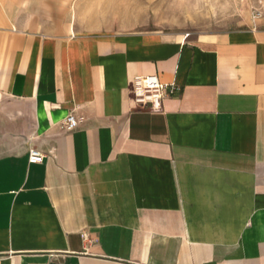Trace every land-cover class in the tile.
I'll return each mask as SVG.
<instances>
[{"label":"crops","instance_id":"0c3cea01","mask_svg":"<svg viewBox=\"0 0 264 264\" xmlns=\"http://www.w3.org/2000/svg\"><path fill=\"white\" fill-rule=\"evenodd\" d=\"M2 2L0 264H264V18L192 38ZM146 74L180 87L160 110Z\"/></svg>","mask_w":264,"mask_h":264},{"label":"rangeland","instance_id":"374dc122","mask_svg":"<svg viewBox=\"0 0 264 264\" xmlns=\"http://www.w3.org/2000/svg\"><path fill=\"white\" fill-rule=\"evenodd\" d=\"M257 8L264 13V0H83V20L104 32L198 38L256 27Z\"/></svg>","mask_w":264,"mask_h":264},{"label":"built area","instance_id":"2783aa9c","mask_svg":"<svg viewBox=\"0 0 264 264\" xmlns=\"http://www.w3.org/2000/svg\"><path fill=\"white\" fill-rule=\"evenodd\" d=\"M264 15L261 9H255L253 20L256 21ZM180 89L177 83H164L156 74L136 75L134 77L135 106L141 109L160 110L163 107L165 98L175 94ZM84 121V116L76 112H70L61 123L64 130L76 129ZM44 153L35 147L29 149V163H42ZM84 239H88L86 233L82 234Z\"/></svg>","mask_w":264,"mask_h":264}]
</instances>
